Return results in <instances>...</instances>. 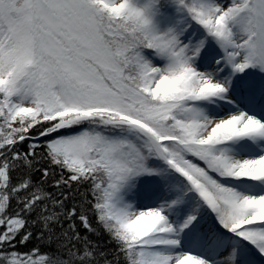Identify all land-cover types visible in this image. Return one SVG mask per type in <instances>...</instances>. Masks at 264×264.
<instances>
[{"label": "snow or ice", "instance_id": "snow-or-ice-1", "mask_svg": "<svg viewBox=\"0 0 264 264\" xmlns=\"http://www.w3.org/2000/svg\"><path fill=\"white\" fill-rule=\"evenodd\" d=\"M0 264H264V0H0Z\"/></svg>", "mask_w": 264, "mask_h": 264}]
</instances>
